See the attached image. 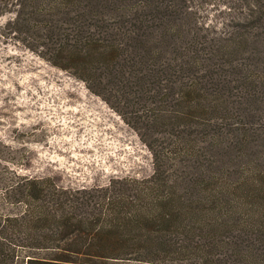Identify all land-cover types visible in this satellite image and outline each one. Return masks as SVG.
Returning a JSON list of instances; mask_svg holds the SVG:
<instances>
[{
	"label": "trees",
	"instance_id": "1",
	"mask_svg": "<svg viewBox=\"0 0 264 264\" xmlns=\"http://www.w3.org/2000/svg\"><path fill=\"white\" fill-rule=\"evenodd\" d=\"M27 46L151 153L67 185L0 170V264H264V0H14Z\"/></svg>",
	"mask_w": 264,
	"mask_h": 264
},
{
	"label": "rangeland",
	"instance_id": "2",
	"mask_svg": "<svg viewBox=\"0 0 264 264\" xmlns=\"http://www.w3.org/2000/svg\"><path fill=\"white\" fill-rule=\"evenodd\" d=\"M0 0V170L101 185L142 176L151 153L134 127L87 82L27 46Z\"/></svg>",
	"mask_w": 264,
	"mask_h": 264
}]
</instances>
